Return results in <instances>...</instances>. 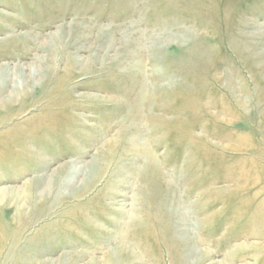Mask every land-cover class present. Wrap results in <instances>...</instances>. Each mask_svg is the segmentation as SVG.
Here are the masks:
<instances>
[{
    "label": "rangeland",
    "instance_id": "rangeland-1",
    "mask_svg": "<svg viewBox=\"0 0 264 264\" xmlns=\"http://www.w3.org/2000/svg\"><path fill=\"white\" fill-rule=\"evenodd\" d=\"M0 264H264V0H0Z\"/></svg>",
    "mask_w": 264,
    "mask_h": 264
}]
</instances>
